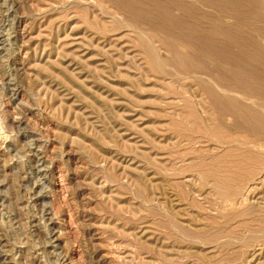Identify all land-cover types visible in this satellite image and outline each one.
Returning <instances> with one entry per match:
<instances>
[{
	"label": "rangeland",
	"instance_id": "374dc122",
	"mask_svg": "<svg viewBox=\"0 0 264 264\" xmlns=\"http://www.w3.org/2000/svg\"><path fill=\"white\" fill-rule=\"evenodd\" d=\"M114 3L0 0V264H264V172L226 205L233 147L185 105L206 95Z\"/></svg>",
	"mask_w": 264,
	"mask_h": 264
},
{
	"label": "bare ground",
	"instance_id": "6f19581e",
	"mask_svg": "<svg viewBox=\"0 0 264 264\" xmlns=\"http://www.w3.org/2000/svg\"><path fill=\"white\" fill-rule=\"evenodd\" d=\"M114 1L122 11L139 22L140 29L147 28L153 33L155 39L151 38V34V39L143 40L142 43L156 69L165 68L163 65L168 63L175 70L172 74L184 78L193 77L194 88L206 95V99L204 97L200 100L193 92L190 96L194 98V102L186 99L185 105L189 110L190 105L201 108L199 113L194 110L195 114L191 108L190 116H197H194V123L203 127L206 137L233 147V159L226 170L232 178L230 181H234L237 186L232 188L235 193L229 195L228 189V195L223 193L224 196L221 197L226 196L223 198L226 205L231 204L237 209L235 199L239 194L236 192L240 190L238 188L241 185L245 189L254 187L253 183H244L245 178H253L256 171L264 172V155L254 152L255 149L264 151V46L259 45L254 50L255 46L252 44L258 38L249 33L251 30L258 33L263 31V13L254 0H113V3ZM229 13L234 17L235 23L234 20H229L231 23L227 20ZM235 29H240L244 34L240 37L233 35L232 31ZM258 42L260 43L259 40ZM162 49L171 54L170 58L160 55ZM206 76H210L209 82L205 80ZM205 104H210L208 107L211 106L212 109ZM190 118L186 120L188 123L192 122ZM213 175L219 177V174ZM224 187L222 185L223 189ZM226 189L223 191H227ZM241 207L236 210L241 216L251 210L250 207Z\"/></svg>",
	"mask_w": 264,
	"mask_h": 264
}]
</instances>
